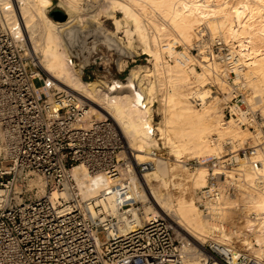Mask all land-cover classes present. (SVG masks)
<instances>
[{
    "label": "built area",
    "instance_id": "1",
    "mask_svg": "<svg viewBox=\"0 0 264 264\" xmlns=\"http://www.w3.org/2000/svg\"><path fill=\"white\" fill-rule=\"evenodd\" d=\"M17 4L0 0V264H184L188 243L171 217L158 215L142 225L132 219L130 208L139 206L130 178L148 172L153 162L134 167L129 156L119 158L124 142L114 122L94 117L75 94L55 90L28 56ZM219 59L228 76L221 80L233 84L223 112L230 119L223 123L254 129L264 117L242 92L248 90L245 77L236 78L240 60L233 51ZM214 78L211 86L218 90ZM191 99L202 107V100ZM226 143L230 154L184 162L207 171L195 200L209 218H217L222 184L230 183L239 160L259 165L253 160L257 149L233 151L232 142ZM78 165L89 178L102 180L95 197L83 196L72 172ZM207 247L211 260L221 264H252L233 245L212 241Z\"/></svg>",
    "mask_w": 264,
    "mask_h": 264
},
{
    "label": "bare ground",
    "instance_id": "2",
    "mask_svg": "<svg viewBox=\"0 0 264 264\" xmlns=\"http://www.w3.org/2000/svg\"><path fill=\"white\" fill-rule=\"evenodd\" d=\"M30 1L32 3L30 7L33 11L31 12L29 11L30 8L28 9L29 15L31 14L30 16H32L30 19H28L27 7H24L23 0H18V4L15 5V12L20 26L24 29V32L22 31L23 34L31 42L33 35L36 37L34 34V23L31 22L33 16H35L33 15L34 12L38 18L48 25L53 26L58 23L46 15L45 7L51 4V0ZM96 2L97 0H93L92 3L96 4ZM110 4V7L105 9V17L114 21L115 33L117 34L121 30L125 33L128 42L127 47H134L133 43L136 37V40L142 46L143 52L152 57L150 60L152 66L133 68L126 83L121 80H114L112 87L105 94L106 96L101 98L103 96H101L100 92L103 89L105 90L107 86L97 85L95 82L83 83L79 75H72L66 69L65 60L67 57L64 50L58 47L59 43L56 41L59 37L51 34L52 32L49 33L50 29L49 31L46 30L48 29L46 27H49L48 25L43 30L46 33V36L43 37L46 38L42 39V37L41 39L45 40L46 44L37 63L40 64L49 80L57 88L75 94L84 104L97 111L100 116L112 119L121 133L125 149L134 167L140 164L138 161L143 155L150 153V147L157 141L155 131L159 132L160 139H164L165 143L172 142L175 144L174 152L178 157H182L186 153L187 156H192L194 159L195 157H216L223 153L221 152V143H212L210 138L213 135H217L224 141L230 140L234 142L243 134L241 138L246 137L248 140L249 135L246 133V136H244L245 131L244 133L242 132L244 129L240 131L239 127H237L238 125L231 123L234 121L226 124L221 123V120L218 119L221 111L213 105V107L209 106V104L206 105L207 100L211 97L217 101V97L212 95L208 88L205 89V86L219 70L218 63L213 59V61L204 65L202 72H198L194 67H190L191 65L187 62V60H192V58L189 57V59L187 57L190 56L188 51L179 52L176 48L184 46L182 47L184 49L188 45H196L201 48L205 45L207 46V43L216 42V38L235 48L238 47L239 49L233 50V53L238 56V61L240 60L239 64L242 68L237 72L236 78L243 76L246 78V86H253L254 97L252 100L258 102V107L259 103L264 102V0H112ZM72 10L74 11V9ZM117 11L123 14V18L119 19L117 17ZM92 12L91 23H95L97 17L95 12ZM75 19L70 14L68 16L69 21L64 23V25L76 22ZM114 38L109 39V41L106 39L110 46L117 44L116 41L119 37ZM36 41L33 43L35 44ZM166 56L174 58V64L167 63L165 61ZM181 58L184 61H180ZM204 59L206 58H202L200 62H203ZM220 73L221 78L224 79L225 74H223V71H220ZM221 78L216 79V81L218 83L219 81L222 82L220 85L223 86L225 82ZM157 80H159L158 84ZM159 88L164 91V95L158 101L163 107V115L161 126L154 127L152 124V103L155 98V91L160 90ZM191 98L202 100V107L198 109ZM99 99L104 100L106 102L105 105L99 104L97 101ZM241 138L239 142H241ZM256 139L258 141L259 138ZM244 142L242 141L241 143ZM122 154H119V158H121ZM258 154L262 166L260 169H254L255 171L252 168L251 172L248 171L249 173L246 176L249 183L254 181L256 177L264 179V153ZM178 161L184 163V161ZM72 172L79 187L83 190L85 198H92L98 194L102 187V180L99 177L89 178L85 168L81 165L75 166ZM176 175L173 174V167L167 168L164 163H158L157 165L153 163L148 172L143 175L137 174V177L132 176L130 178L132 182L131 196L134 200L144 202L141 210L136 209L134 206L130 208L132 219L142 225L151 217L170 214L177 220L180 225L179 228L192 241L197 243L198 239L206 240L204 237L207 238V235L211 236L214 230L215 232L219 230L217 221L215 222L217 219H214V217L209 221L207 220L208 222L203 220L204 217L199 214L200 211H198L193 198L174 201L168 191L161 192L159 186L157 188L152 184L153 181H158L160 186L166 190L171 186H182L185 181H182L183 184L181 182L175 183L173 179ZM206 177L207 171L204 167H201L192 176L191 182L194 188L196 186L197 188L205 187ZM255 182L252 185H255ZM147 188H150V190L148 191ZM251 193H249V196L251 195L250 199H252L251 201L254 204L252 205L256 206L264 214V193L259 195V193L256 194L254 192L257 197L254 193L253 195ZM220 212L218 216H220ZM261 217L262 223H264V216ZM219 218L221 219V217ZM127 227H129V223H127ZM127 227H125V230H127ZM190 251L191 249L187 245L183 246L182 258L184 264H219V262L204 261L206 258L211 257L204 248H202V253L206 258L201 255H192L194 253L191 254Z\"/></svg>",
    "mask_w": 264,
    "mask_h": 264
},
{
    "label": "rangeland",
    "instance_id": "3",
    "mask_svg": "<svg viewBox=\"0 0 264 264\" xmlns=\"http://www.w3.org/2000/svg\"><path fill=\"white\" fill-rule=\"evenodd\" d=\"M23 1H24V7H27L26 11H28V9L30 8L29 11L33 12L30 7L31 6L30 4H32L31 1L30 0H23ZM63 1L64 0L62 1L61 0H51V4L45 7L46 15L50 19L58 23L56 25H53V26L48 25L46 22H43L42 19L38 18L35 12L33 13V15L35 16H33V20L31 22L34 23V27L36 28V29L34 28V31H35L34 34L36 37H34L33 35V40L31 39V42H30V39L28 40V38L24 34V37L27 42V53L29 54L28 56L33 58L35 61H38V58L42 56V50L46 44L45 43L46 41L42 40L46 38V37H43V36H46L45 35L46 33H44L43 30H45L44 27L48 25L49 27H46L48 28L46 30L49 31L50 29L49 33L52 32L51 34L59 37L56 39V41H58L59 44L57 42L56 43L58 44L59 48L64 50V53L67 57V59L65 60L66 69H68L72 75L74 74L79 75L83 83L95 82L97 85L107 86L105 90L103 89L100 92L101 96H103L101 98H104L106 96L105 94L107 93L108 89L110 90V88L112 87V81L121 80L122 82L126 83L129 79L131 70L133 68H138L140 66H147V67L152 66V63L150 61L152 57H150L148 54L143 52L142 46L140 42L136 40V37L133 43L134 47H127L128 42H127L125 33L121 30V32H118L116 34L115 33L116 27L114 25V21L112 19L111 20L106 19L105 9L110 7L111 5L110 2L112 0L111 1L110 0H99V1L97 0L98 3L96 2V4L92 3L93 0H65L64 1L65 3ZM71 5H74V6H71ZM72 9H74V11ZM57 10H60L67 15V18L65 21L54 20L52 16V12L57 11ZM70 10L71 12H69ZM29 11L27 12L28 19L32 17L30 16L31 14L29 15L30 13ZM92 11L95 12L96 17H97V21L95 23H91L92 22L91 14L93 13ZM70 14L73 15L74 18H76L75 19L76 22H72L69 24L67 23L66 25H64V23L69 21L68 16ZM116 14L119 19L123 18L122 17L123 14L120 11L119 12L117 11ZM42 23H43V27H42ZM92 24L94 25L93 27H92ZM21 29H23V27H21ZM22 31L24 32V29ZM113 36L116 38L119 37V39L118 40L116 39L117 44H115L114 46L113 45L110 46L108 42L106 41V39L109 41V39L114 38ZM216 39H215L216 42L215 41L213 42L214 44L209 43L210 44L209 45L207 43V46L205 45L201 48L196 45H193V46L188 45V46H185L184 49L182 48L184 46H178L176 49L179 52H182L183 50L188 51V54L190 56H187V57L192 58V60L191 61L187 60V62H189V65H191L190 67H194L198 72H202L204 70V65L210 63L208 62L207 59H204L203 62H200L202 61V58L210 57L211 56L210 53H212L214 60L219 65V70L217 71V73L214 74L216 78L212 76L216 80V79L221 78L220 71H222V68H223L222 63H220L221 60L219 58L222 56L223 53H227L229 51L232 52L233 50L239 49L238 47L235 48L226 42L219 41L218 40L219 38H216ZM34 41H36L35 44L33 43ZM32 46L36 48L34 49V47ZM218 55H219V58H218ZM171 59L170 61H168V56L165 57V61L167 63L174 64V58L172 60ZM70 60H71V63H70ZM38 65L41 68L39 63ZM225 77H228L227 74H225ZM126 78H127V81L125 80ZM158 81L159 80H157V84H158ZM208 82L209 83L205 86V89L208 88L211 94L217 97V101L211 97L207 100L208 102L206 103V105L208 104L209 106L213 105L215 108L221 111V114L218 116V119L221 120V123H223V121H228L230 119L229 117L227 119H223V112H224L225 107L228 105V101L231 98L230 91L232 90L233 84L231 82L224 81L225 84L223 83V86H222L220 85V83L222 82L219 81L218 83V81H216V83L218 84L217 86L219 87L218 90H216L211 86L212 83L213 84L215 83L212 82L211 80ZM35 85L39 86L40 82L35 81ZM55 88H56L55 90H61L57 88L56 86ZM247 88L248 90L246 92L244 91L242 92L246 95L248 103L251 104L255 102L254 100H252L254 97V91L252 89L254 88L252 85L248 86ZM159 89L160 90L155 91V94H154L155 98L152 103L153 104L152 124L154 125V127L161 126L160 124H161L162 115H163L162 114L163 107L162 105L159 104L158 101L160 100V98H162V95H164L163 93L164 91L162 88H159ZM97 101L101 105H105L106 103L102 99H99ZM255 103L258 104V102H255ZM259 104L260 105H258V107L255 106V109H260L261 115L264 116V114H262V112H264V102L259 103ZM261 104H262V107H261ZM89 107L90 106H88L87 108L89 109L90 113L94 117L99 118V119L103 118V116H100L97 111H94L93 109H91V107L90 108ZM197 108L199 109L200 107H197ZM231 121L233 120H230L229 122ZM231 123H235V122H231ZM237 127H239L240 131L244 129L242 131L243 133L245 131L244 136H246V133H247L249 137L247 136L248 140L246 137L241 138L243 136L242 134L240 138H241V142L245 141L244 143L239 142L240 138L237 140L238 142L231 141L233 142L231 144V147H232L231 149L235 151L238 149L251 150L253 148L255 149L258 148V151H256V155H255L256 158L254 157L253 159H255L256 161L258 160V162H260L257 168V169H260L262 166V163L258 158L259 156L258 153H261V154L264 153V120H262L260 124L254 129H250V128L246 129L245 127H240V126H237ZM160 137L161 136L159 132L155 131V138L157 139V141H155L156 145L154 144L153 146L150 147L149 152L151 154L148 153L149 155L148 154L143 155V157H141V159H139L138 162L141 164L142 162L152 161L155 165H157L158 163H164L167 168L173 167V174L174 175L177 174L176 175L177 177L175 176V178L173 179L175 183L181 182L183 184V182L184 181L185 182L182 186H176V187L171 186L170 188H168V190L160 186V183L158 181H153L152 184L154 185V187L159 186V190L161 192L168 191L169 194L172 196V199H174V201H177V199L185 198V200H188V199L193 198V201L196 204L198 211H200L199 214L201 215V217H204L203 220L209 221L210 219H213L209 217H206L205 219L206 215L198 207L196 200H195L196 192L203 187L197 188L196 186L194 188V185L192 184L191 179H192L193 174H195L196 171H199L201 167H198V169L196 168L197 170L191 169V168H188V166H186L183 162H179L178 160L185 162L187 160L194 159V157L187 156L186 153L185 155L183 154L182 157H178V155L174 152L175 144L172 142L165 143V140L160 139ZM256 138H259L258 141ZM222 140L223 139L219 138L218 143L219 144L221 143L222 146L220 145V147H222V150L221 148L220 150L221 152H223L222 154H219V156H225L226 153L229 152L226 149L227 146H224L225 144H227L226 143L227 141H224V140L222 141ZM259 145H262V146H259ZM153 152L155 153V155L152 154ZM120 153H123L122 156H120L121 158H124L125 156H129L128 152L125 149V145ZM146 157L147 158L149 157L148 160ZM150 157H153L155 159L153 158L150 159ZM251 168L252 166L248 159L239 160L238 166L231 173L230 183H228V185L227 184L224 185V183L222 184V186H224V189L225 188L226 189H225L224 195L222 196L220 204L218 206L219 212L220 211L221 212H220V216H218L217 218L216 217L214 218V219H217L215 220V222L217 221L216 223L218 224L220 231L217 230L215 232L214 230L213 233H211L212 234L211 236L207 235V238L204 237V239L206 240L198 239L197 243H195L194 241H192V239L188 237V235H186V233H184L179 228L180 225L178 224L177 220H175L172 216H170V214L168 215L176 222V224L179 225L178 228L181 231V235L186 239V242L188 243L185 245H187L188 248L191 249L190 251L191 254L194 253L192 255H201L203 258H206L205 255H203L202 253L203 252L202 248H204V250L206 251L208 249L207 246L210 242L217 241V242H222V243L233 245L239 252L245 254L247 256V259L252 264H264V223H262V217H261V216H264V214H262V212H260L261 210L258 209L256 206H253L254 204L251 201L252 199H250L251 195L249 196V193H251L252 189H254V191H252L251 193L252 195L254 192L256 193L258 190L259 191L257 193H259V195L261 193H264V179H262L261 177L260 178L256 177L254 181L252 182L250 181L249 183V180H247L248 177L246 176L247 173H249L248 171L251 172L252 170L253 171L257 170V169L254 170V167L252 168V170ZM254 182L256 184L252 185L254 184ZM228 186L231 188L229 193H227ZM250 186H253V187L250 188ZM255 188L257 191L255 190ZM147 189L148 191L150 190V188H147ZM255 193L254 195L257 194ZM136 201L138 202V206H139L138 209L141 210L143 208L144 202L140 200H136ZM249 201L251 202L250 204H249ZM146 203L149 204L148 202ZM257 210L259 213L257 212ZM219 217H221V219ZM206 260H208V262L209 261L217 262L216 260H211V257L208 259L206 258L204 261Z\"/></svg>",
    "mask_w": 264,
    "mask_h": 264
},
{
    "label": "water",
    "instance_id": "4",
    "mask_svg": "<svg viewBox=\"0 0 264 264\" xmlns=\"http://www.w3.org/2000/svg\"><path fill=\"white\" fill-rule=\"evenodd\" d=\"M52 16L56 21H65L67 18V15L60 10L52 12Z\"/></svg>",
    "mask_w": 264,
    "mask_h": 264
}]
</instances>
